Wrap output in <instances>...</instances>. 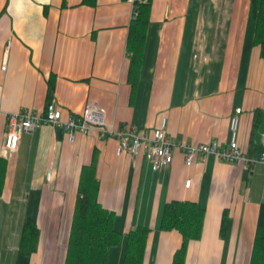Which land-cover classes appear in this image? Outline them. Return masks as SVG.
<instances>
[{
	"label": "crops",
	"instance_id": "0c3cea01",
	"mask_svg": "<svg viewBox=\"0 0 264 264\" xmlns=\"http://www.w3.org/2000/svg\"><path fill=\"white\" fill-rule=\"evenodd\" d=\"M258 9L256 0H153L135 82L127 51L131 2L0 0V158L7 165L0 264L9 256L15 264H65L81 171L95 157L99 200L115 212L122 235L107 264H124L126 234L138 227L152 229L144 264H173L183 237L161 229L165 205L173 200L206 211L203 235L189 242L185 264H251L264 164L245 167L207 155L188 168L177 151L168 169L154 172L144 156L118 155L116 139L95 132L71 142L49 125L23 134L10 158L5 140L7 114L45 111L53 80L52 101L64 121L95 101L117 129L152 133L167 118L168 135L192 145L228 147L230 120L242 108L239 147L258 157L264 132V58L254 45ZM27 218L40 229L31 256L19 253Z\"/></svg>",
	"mask_w": 264,
	"mask_h": 264
},
{
	"label": "trees",
	"instance_id": "16d2710c",
	"mask_svg": "<svg viewBox=\"0 0 264 264\" xmlns=\"http://www.w3.org/2000/svg\"><path fill=\"white\" fill-rule=\"evenodd\" d=\"M97 0H84L95 5ZM131 1V0H125ZM259 4L254 45L264 58V0ZM153 0H134L137 17L129 27L127 51L131 56L130 77L139 79L148 27L151 22ZM135 87V84H134ZM55 85L51 80L47 106L54 98ZM6 160L0 158V195L3 192ZM100 181L97 178V160L85 165L81 171L75 214L65 264H107L111 248L121 241L115 228V212L99 200ZM206 211L193 201L173 200L165 205L161 220L162 230H177L183 237L182 247L174 255L173 264H185L189 242L200 240L205 225ZM152 229L138 227L127 234L124 264H144L149 235ZM40 229L34 219L27 218L22 227L19 253L31 256L37 252ZM251 264H264V206L261 209Z\"/></svg>",
	"mask_w": 264,
	"mask_h": 264
},
{
	"label": "built area",
	"instance_id": "2783aa9c",
	"mask_svg": "<svg viewBox=\"0 0 264 264\" xmlns=\"http://www.w3.org/2000/svg\"><path fill=\"white\" fill-rule=\"evenodd\" d=\"M133 5L134 0L130 1ZM137 17L134 11L132 19ZM7 65L4 63L3 70ZM242 108H238L230 120V143L222 148L217 142L210 144L192 145L188 142H179L172 139L167 133L168 120L163 118L159 128L152 133L150 131H137L132 128L117 129L113 123L107 120L106 112L95 101H89L78 117L63 120L61 108L52 101L43 112L22 110L7 114V132L5 150L7 158L17 151L21 136L25 133H33L43 125L63 129L72 142L77 134L88 135L98 133L102 140L116 139L118 141L117 154H129L134 157L144 156L150 162L154 172L168 169L175 160V153H182L184 163L188 168L195 165L198 156L213 155L221 161L228 163H242L245 167L256 164H264V132L262 135L263 150L261 154L252 158L244 154L239 147L238 133L240 114ZM51 172L47 173V180L51 179ZM192 181L186 182V187L191 186Z\"/></svg>",
	"mask_w": 264,
	"mask_h": 264
},
{
	"label": "rangeland",
	"instance_id": "374dc122",
	"mask_svg": "<svg viewBox=\"0 0 264 264\" xmlns=\"http://www.w3.org/2000/svg\"><path fill=\"white\" fill-rule=\"evenodd\" d=\"M127 244V243H126ZM117 247H113V250H117L116 249ZM9 251V250H8ZM7 250H6V252H8ZM67 251H68V249H67ZM113 253H114V251H113ZM8 258H10V256L8 257ZM6 259L5 260V264H15L16 262H15V259H12V261H11V263H10V261H9V259ZM15 262V263H14Z\"/></svg>",
	"mask_w": 264,
	"mask_h": 264
}]
</instances>
